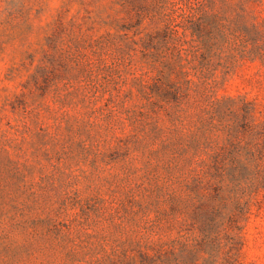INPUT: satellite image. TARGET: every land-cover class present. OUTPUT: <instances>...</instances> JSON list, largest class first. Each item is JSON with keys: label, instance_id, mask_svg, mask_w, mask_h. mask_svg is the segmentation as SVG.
I'll return each mask as SVG.
<instances>
[{"label": "rangeland", "instance_id": "374dc122", "mask_svg": "<svg viewBox=\"0 0 264 264\" xmlns=\"http://www.w3.org/2000/svg\"><path fill=\"white\" fill-rule=\"evenodd\" d=\"M0 264H264V0H0Z\"/></svg>", "mask_w": 264, "mask_h": 264}]
</instances>
